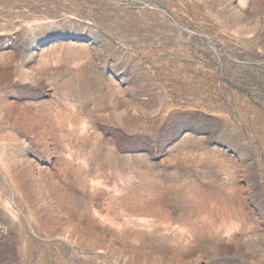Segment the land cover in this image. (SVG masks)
Returning <instances> with one entry per match:
<instances>
[{
  "label": "rangeland",
  "instance_id": "1",
  "mask_svg": "<svg viewBox=\"0 0 264 264\" xmlns=\"http://www.w3.org/2000/svg\"><path fill=\"white\" fill-rule=\"evenodd\" d=\"M0 264H264V0H0Z\"/></svg>",
  "mask_w": 264,
  "mask_h": 264
}]
</instances>
